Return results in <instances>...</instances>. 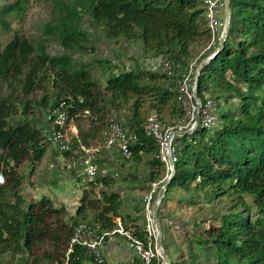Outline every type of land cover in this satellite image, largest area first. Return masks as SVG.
<instances>
[{"label": "trees", "instance_id": "16d2710c", "mask_svg": "<svg viewBox=\"0 0 264 264\" xmlns=\"http://www.w3.org/2000/svg\"><path fill=\"white\" fill-rule=\"evenodd\" d=\"M0 1V23L9 29L6 17L21 12L30 0ZM230 7L225 46L202 68L198 80L200 98L209 92L219 107L224 102L222 125L210 133L198 128L177 137L182 147L175 169L180 174L175 170L167 192L177 179L185 193L209 189L215 198L232 195L234 203L228 211L239 213L223 223L204 218L203 238L189 242L213 249L217 256L214 264H264V0H231ZM51 13L43 37L32 40L15 32L0 47V176L5 177L0 183V255L26 256L22 264H100L82 246H75L68 259L67 250L81 223L112 230L115 217H120L124 226H128L126 218L131 219L130 214H123L121 193L108 189L115 180L103 173V154L95 159L99 166L95 182L86 183L71 217H66V206H57L49 195L37 202L27 201L18 168L29 161L35 169L51 143L48 126L35 124L31 117L50 112L63 101L71 115L84 110L96 115L97 120L90 119L89 130L79 128V139L73 140L70 150L59 147L65 157L77 151L74 155L80 158V145L90 146L99 139L108 125L107 115L130 107L132 115L119 121L132 136V154L125 160L143 162L147 158L151 166L148 182L160 179L165 164L155 139L145 132L142 99L152 97L150 107L160 115L170 101L180 111L178 121L186 114L177 90L169 83L173 80L175 85V80L148 67L144 58L165 55L174 62L176 72H181L190 64L193 44L211 39L207 6L203 0H52ZM99 31L110 43H136L145 57L130 56L129 67L125 63L119 66L121 61L100 59L107 73L103 83L95 77L94 63L80 62L73 55L75 50L95 53L100 49ZM51 41L66 52L50 53ZM39 91L42 95L38 97L35 93ZM19 116L18 121L13 120ZM79 177L82 181L84 176ZM165 202L166 195L162 204ZM90 211L94 212L92 218ZM158 215L160 219L161 213ZM131 231L147 239L145 221L144 225L135 223ZM135 264H143L140 257L135 258Z\"/></svg>", "mask_w": 264, "mask_h": 264}, {"label": "rangeland", "instance_id": "374dc122", "mask_svg": "<svg viewBox=\"0 0 264 264\" xmlns=\"http://www.w3.org/2000/svg\"><path fill=\"white\" fill-rule=\"evenodd\" d=\"M15 0H9L13 2ZM204 4L205 1L203 0ZM3 2L0 1V12ZM52 0H30L28 5L24 7L21 12H15L6 17L7 22L10 24V28L6 29L5 24L0 23V47L3 48L13 37L15 32L32 39L37 40L39 37L44 36L45 24L49 22L52 18ZM220 19L223 25L220 27V40L224 30L225 21H226V11L224 9L220 12ZM4 26V27H3ZM102 37L101 48L98 49L95 53L92 50H89L88 53L75 50L73 55L76 60L80 62L89 61L94 63L95 68V77H98L103 83L106 81L107 73H104V63L99 61L103 58L113 59L118 62L121 61L119 66L129 67L130 65L129 58L130 56H138L144 58L145 55L142 53V50L139 45L136 43L128 44L124 43L123 40L118 42H108L104 36L103 31H99L97 38ZM220 40H216V43L208 48L211 39H200L195 42L192 46V57L189 59V63H194L199 66L202 61L209 58L213 51H217L220 44ZM124 43V44H123ZM48 51L52 54H61L66 52V50L55 41L48 43ZM205 57V59H203ZM144 62L148 67L152 68V59L144 58ZM171 88L174 89L175 85L173 80L169 81ZM7 91L6 88H3V91ZM35 95L38 97L42 95V92H36ZM135 99H132L129 105L133 103ZM153 98H144L142 99L143 106L141 108L142 115L147 118V116L154 111L150 106L152 104ZM223 102V101H221ZM224 103V102H223ZM219 107V114L223 113L224 104ZM221 112V113H220ZM176 113V114H175ZM180 111L173 101H170L168 104L164 105V110L161 113L163 119L167 122L178 121V115ZM132 115L130 107L120 109L117 114H108L107 119L114 118L118 121L124 120L126 116ZM75 118L73 124H75L79 130L82 128L84 130L90 129V119L84 116H78ZM20 119L15 117L13 120L18 121ZM31 119L35 124H43L47 126L50 124L48 118V111L38 112L36 115L32 116ZM69 127H72L73 125ZM217 125H222V116L220 115ZM40 127V126H39ZM74 132V131H73ZM208 133L212 132L207 130ZM80 134V132H79ZM199 138V135H196ZM74 138L72 131L69 132L68 138ZM73 142V140H72ZM93 145H101L100 137L98 140L92 142ZM59 143L51 142L46 146V153L43 159L39 164L33 169L32 164L29 161L23 162L18 171L23 178L22 194L27 201L37 202L41 199L43 195H49L53 198L57 206L62 204L67 208L66 217L69 218L76 213V210L80 204V199L83 195V191L86 188V183L79 181V175L82 174V167L77 165L73 172L72 169H64V164L67 160L63 159L62 152L59 149ZM101 159L105 161L106 168L103 173H107L108 176L112 177L115 180L108 189H115L121 193V196L124 200V206L122 207L123 214L125 216L131 215V219H128L127 222L129 227H134V224L138 223L139 225H144V201L143 199L149 192V182L148 174L151 169V166L147 163V158L143 162H134L126 161L125 157L118 149H112L110 154L108 151L103 150L101 152ZM99 155V154H98ZM96 155V157L98 156ZM108 157V159H107ZM112 158V159H111ZM96 159V158H95ZM52 164H58L55 167ZM80 173V174H79ZM166 173V169L162 172V175ZM177 175L180 174V170L176 169ZM4 177V176H3ZM5 182L4 179L0 177V183ZM178 180L173 182L170 186L169 191L166 192V204L169 201H174L182 208L180 212H183L185 216L184 220L188 222L182 223L183 228H185L186 233L188 230L194 228L193 233L190 232V237L184 236L181 232H177L176 228L169 224L168 221L163 218L162 225V245L166 250L167 254L171 259L172 264H189V260L192 258L191 254L194 252L195 260L199 262L201 255L206 264H208V259L210 260L213 255L211 250H208L202 246H199L197 242H194L193 246L189 241H192V238H203L204 234V224L202 220L204 218L213 219L216 222H228L236 216V213L228 211L229 208L233 205V196H222L215 198L214 193L206 189L201 193H196L194 190L183 192V188L177 183ZM100 187L97 188V193L99 192ZM195 201L191 202L192 199ZM246 200L253 202V199L250 196H246ZM162 205V204H161ZM139 208V209H138ZM94 212H89V218H92ZM168 215H166L167 217ZM173 214H169V220L173 221ZM177 216V215H176ZM134 218H138L134 219ZM171 218V219H170ZM191 228V229H190ZM187 229V231H186ZM196 232V233H195ZM195 234L196 236H194ZM193 251V252H192ZM207 252L204 254L203 252ZM197 253V254H196ZM210 257H208V256ZM219 255V254H218ZM27 259L26 256L16 255L12 252H7L3 255H0V264H22ZM182 259H184L182 261ZM222 260V258H220Z\"/></svg>", "mask_w": 264, "mask_h": 264}, {"label": "built area", "instance_id": "2783aa9c", "mask_svg": "<svg viewBox=\"0 0 264 264\" xmlns=\"http://www.w3.org/2000/svg\"><path fill=\"white\" fill-rule=\"evenodd\" d=\"M205 4L207 6L208 22L212 34L208 48H211L217 39L220 40V27L223 25L220 19V12L222 9L226 11V6L225 0H205ZM216 52L213 51L210 57L214 56ZM149 59H152L153 70L175 80L177 98L185 111L186 118L176 123H169L158 112L153 111L148 115L144 124L146 134L154 138L158 145L159 157L165 164L166 169V173L160 179L149 183V192L144 198L147 239L138 238L130 229H126L120 217L114 218L116 227L112 230H102L100 225L81 223L77 226L70 240L67 259L75 246H82L89 251L98 263H108L103 252L104 245L113 236L119 234L127 238L130 246L134 248L143 264H166L157 246L158 229L154 217V205L161 198L165 184L171 178V173L176 170V163L180 160L178 150L182 147V144L177 140V137L181 135H177L176 132L192 129L193 133L198 128L214 131L218 126L220 114L217 100L213 94L205 92L203 98H200V96L199 98L196 97V92H198L197 75L199 67L196 62L190 63L178 73L176 72L174 62L165 55ZM67 107V102L63 101L52 111L48 112L50 126L47 140L52 143H59L62 151L70 150L72 148V140L79 139V130L73 124L75 118L84 116L97 120V116L92 114L90 110L80 111L77 114L71 115ZM71 123L73 125L69 127ZM70 131H72V135L74 136L73 139L71 137L72 140L68 138ZM131 139L132 136L127 134L120 122L111 118L108 121V125L101 131V145H80L79 149L82 151L80 158L74 155L78 153L77 151H74L69 158L64 156V160L66 159L67 162H65L63 167L70 170L79 165L82 167L83 182H95L99 172V166L95 162L96 155L100 154L103 150L110 153L112 149H118L124 157H130L132 154L130 149ZM56 165L58 164H52L53 167ZM0 177L4 179L3 175ZM132 263L135 264V260Z\"/></svg>", "mask_w": 264, "mask_h": 264}, {"label": "crops", "instance_id": "0c3cea01", "mask_svg": "<svg viewBox=\"0 0 264 264\" xmlns=\"http://www.w3.org/2000/svg\"><path fill=\"white\" fill-rule=\"evenodd\" d=\"M48 128H49V124H47ZM112 154V153H110ZM64 157V155H63ZM64 159V158H63ZM184 192V191H183ZM185 193V192H184ZM186 194V193H185ZM144 201V199H143ZM144 206V205H143ZM182 208L179 207V203L176 204L174 203V201H169L168 204L163 203L159 209V212L161 213V218L159 219L160 222H162L163 218H165L166 221L169 222V224L173 225L176 228V231L181 232L182 234H184V236H189V231H187L186 229V233L185 232V228H183L182 223L184 222H188L187 220H184V213L180 212ZM169 214H173V221L171 222V220H169ZM166 215H168L166 217ZM177 215V216H176ZM171 219V218H170ZM126 224L129 227L128 222L126 221ZM133 227H130V230H132ZM191 229V228H190ZM192 230V229H191ZM103 252L106 256L107 262L109 264H133L132 261L135 260V258L138 257L137 253L135 252L134 248L130 246L129 241L127 240V238L123 235H115L113 236V238L111 240H109L103 248ZM204 254H206L207 252H203ZM211 254L213 255V257L208 261V264H214L217 256L214 253V250H211ZM208 256V255H206ZM192 257V254H191ZM203 257L201 255V259L199 260V262L197 260L194 261V259H196V257H192L189 260V264H206V260L203 259ZM210 257V256H208ZM184 259H182L183 261Z\"/></svg>", "mask_w": 264, "mask_h": 264}, {"label": "water", "instance_id": "95a60500", "mask_svg": "<svg viewBox=\"0 0 264 264\" xmlns=\"http://www.w3.org/2000/svg\"><path fill=\"white\" fill-rule=\"evenodd\" d=\"M231 0H225V6H226V21H225V26H224V30H223V33H222V36H221V40H220V44H219V47H218V50L216 52V54L214 56H211L207 59H205L204 61H202L198 67V75H197V78L199 80V75H200V72L202 70V68L208 64L212 59L215 58V56L221 52L225 46V41L227 39V34H228V31H229V27H230V21H231ZM196 97L199 98V95H198V92H196ZM192 129H189V130H186V131H183V132H176L177 135H181V136H185V135H189L192 133ZM175 175V171H172L171 173V178L167 181V183L165 184V187H164V190H163V194L161 196V198L155 203L154 205V217H155V220H156V225H157V229H158V236H157V246L160 250V253L161 255L163 256V258L165 259V263L166 264H172L171 263V259L169 257V255L167 254L166 250L164 249L163 245H162V225H161V222L159 221V209L161 207V204L163 202V199L165 197V194L167 192V189L169 187V184L171 182V180L173 179Z\"/></svg>", "mask_w": 264, "mask_h": 264}]
</instances>
